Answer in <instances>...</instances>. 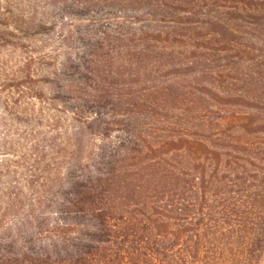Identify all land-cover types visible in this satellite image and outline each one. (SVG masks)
Instances as JSON below:
<instances>
[{"label":"trees","instance_id":"16d2710c","mask_svg":"<svg viewBox=\"0 0 264 264\" xmlns=\"http://www.w3.org/2000/svg\"><path fill=\"white\" fill-rule=\"evenodd\" d=\"M106 1L149 10L91 20L69 54L60 76L74 79L63 86L73 131L61 148L48 142L55 154L29 158L77 162L64 178L46 163L26 205L20 189L0 198V224L15 215L0 230V264L262 263L264 0H239L243 17L217 27L182 18L197 1L191 11L188 0ZM200 27L221 31L202 53L177 52V33ZM227 51L242 63H222Z\"/></svg>","mask_w":264,"mask_h":264},{"label":"rangeland","instance_id":"374dc122","mask_svg":"<svg viewBox=\"0 0 264 264\" xmlns=\"http://www.w3.org/2000/svg\"><path fill=\"white\" fill-rule=\"evenodd\" d=\"M101 1L0 0V198L19 194L20 189L26 198V205L29 198L39 193V190L34 193L26 187V182L35 180L39 183L46 178L47 175L41 172L46 163L61 178L76 164L75 158L72 161H58L55 160L57 156L52 155L46 159L48 162L36 165L29 158L37 147L46 155L55 154L58 150H47L48 142L56 140L55 144L61 148L63 135L73 131L72 121L64 114L67 97H64L63 86L66 82L73 84L74 79L66 80L60 76L63 70L72 66L68 56L72 54L73 60L75 51L81 50L82 45L78 39L92 30L91 20H107L122 11L134 14L149 10L142 5L126 9L120 3ZM194 1L198 4H193ZM238 1L188 0L184 10L191 11L193 5H196V11H192L194 15L182 18H188L190 21L187 22L201 21L199 14H202L205 15L202 20L209 25L217 27V22L231 24L243 17L238 9ZM154 14L157 20H171L170 16L163 15L161 11ZM246 22L250 21L246 19ZM165 25L159 26L167 27ZM237 27L240 30L242 24L238 23ZM220 31L219 28L208 27L180 31L177 35L185 37L183 42L179 41L182 47L177 52L202 53L197 47L204 44L208 39L206 37ZM252 35L257 37V34ZM257 50L256 60L263 53L260 48ZM235 56V53L227 51L220 59L224 64L236 60L242 63L239 58L233 59ZM257 62L264 64L262 60ZM76 93L82 98L79 103L88 104L91 108L89 99L83 96L87 91L78 86ZM99 105V111L104 116L110 105L102 102ZM92 139L91 136L85 138L83 146H87V142ZM24 155L28 156L26 163L22 162ZM14 216L9 213L2 220L0 230L12 223ZM19 227L22 228L20 232L26 230L25 226ZM260 264H264V260Z\"/></svg>","mask_w":264,"mask_h":264}]
</instances>
